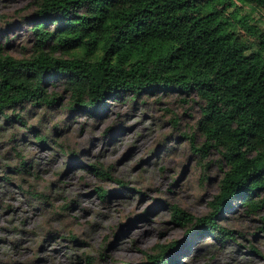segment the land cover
<instances>
[{
  "label": "rangeland",
  "instance_id": "1",
  "mask_svg": "<svg viewBox=\"0 0 264 264\" xmlns=\"http://www.w3.org/2000/svg\"><path fill=\"white\" fill-rule=\"evenodd\" d=\"M238 4L240 15L264 26V10ZM37 7L0 0L3 52L31 55L28 17ZM49 93L58 103H25L7 111L11 119L0 114V264H87L89 256L93 264H149L148 254L173 241L178 247L166 254L173 264H264V207L252 214L234 200L218 219L233 231L222 244L172 219V205L206 216L227 167L219 150L205 158L194 150L191 137L197 148L205 142L197 96L127 93L103 110L81 111L71 109L62 83ZM24 159L29 170L16 172ZM99 188L109 190L106 199Z\"/></svg>",
  "mask_w": 264,
  "mask_h": 264
},
{
  "label": "trees",
  "instance_id": "2",
  "mask_svg": "<svg viewBox=\"0 0 264 264\" xmlns=\"http://www.w3.org/2000/svg\"><path fill=\"white\" fill-rule=\"evenodd\" d=\"M36 2L28 17L31 55L15 57L0 45V114L11 119L7 111L25 103H58L60 97L49 93L51 83H62L71 94V109L81 111L103 110L108 99L127 93L197 96V127L205 142L197 148L191 137L194 150L203 158L219 150L227 167L210 212L195 217L172 205L173 221L216 234L222 244L233 231L218 219L234 200L248 213L263 209L264 26L251 13L240 15L238 3L264 10V0ZM29 167L24 159L16 172ZM88 168L112 177L110 169ZM97 190L102 199L110 194ZM177 247L176 241L158 245L156 254L147 255L149 264H173L166 254ZM87 264H93L92 257Z\"/></svg>",
  "mask_w": 264,
  "mask_h": 264
}]
</instances>
